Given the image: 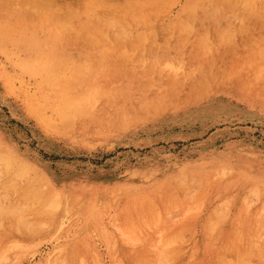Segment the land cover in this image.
Masks as SVG:
<instances>
[{
	"label": "rangeland",
	"instance_id": "obj_1",
	"mask_svg": "<svg viewBox=\"0 0 264 264\" xmlns=\"http://www.w3.org/2000/svg\"><path fill=\"white\" fill-rule=\"evenodd\" d=\"M25 1L0 0V146L17 155V163L32 165L22 176L0 167V253L8 247L0 264H130L136 257L155 256L159 248L150 246L165 244L169 236L178 241L170 238L174 243L162 247L172 253L171 264H197L212 258L211 250L221 244L204 237L206 219L215 222L213 208L224 209L216 229L244 218V203L249 215L264 216V208L257 213L264 195L248 193L241 182L264 185V97L241 89L233 70L235 63L264 70V41L257 38L264 34L261 2L40 0L46 3L37 9L34 0ZM90 7L118 18L122 33L138 35L140 50L101 44L98 33V44H68L75 36L71 23L80 22ZM164 32L186 37L188 48L198 37L204 53L166 77L172 84L155 99L126 113L155 90L127 91L131 82L157 74L149 45ZM33 40L44 45L28 47ZM51 40L61 44L52 46ZM207 74L213 81L206 82ZM83 80L113 82L117 99L92 110L74 107L84 102L80 96L59 98L63 85L57 82ZM85 97L102 101L96 90ZM223 180L231 188L212 193L211 186ZM54 198L51 203L59 207L49 209ZM132 201L138 206L127 205ZM157 238L165 242L156 243ZM177 249L182 251L175 254Z\"/></svg>",
	"mask_w": 264,
	"mask_h": 264
},
{
	"label": "bare ground",
	"instance_id": "obj_2",
	"mask_svg": "<svg viewBox=\"0 0 264 264\" xmlns=\"http://www.w3.org/2000/svg\"><path fill=\"white\" fill-rule=\"evenodd\" d=\"M12 1L14 2V0H12ZM17 1L18 0H15V2H17ZM26 1H28V0H26ZM26 1H25V4L24 5H26L27 3L31 2V1H28L26 3ZM35 1L36 0L33 1L34 4H35L34 6H36V7L39 6V5H44L45 6V3L46 2H42L41 1V2L38 3V1H40V0H37L36 2ZM43 1H46V0H43ZM92 1H91V3H92ZM256 1L261 2L262 3L261 6H263V8H264V0H256ZM49 2H50V0H49ZM94 3H96V2H94ZM31 4L32 3H29L28 5H31ZM87 6H89V5H87ZM37 9H40V7L39 8L37 7ZM72 9L73 8L71 6V10ZM87 10H89L88 7H87ZM73 11L74 10H72V12ZM248 13L251 14V15H255V16L257 15V13L255 14L254 10H251V9L248 11ZM105 14H110V13H105ZM105 14L100 13V12H96L95 10H91V7H90V11L89 12L88 11L84 12L83 19H81L80 22L71 23V28L70 29H71V31H73L75 33V36H73L71 38V40L68 42V44H70V45L72 44L74 46H84V47L85 46H88V45H91V44H94V43L98 44L99 43V42H97L98 40L94 38V36H96V33H98L99 35H101L100 36V38L102 39L100 41L101 44L111 45V46H115V47H121V46H124V45H130V46H134V47H136V49H139L140 50L141 46L139 45V37H138V35H127L125 33H122L121 32V24L119 22L120 20H118V18H112L111 16L110 17L109 16H106ZM65 18H68V17H65ZM53 19L56 20L54 17H53ZM53 21L51 22L52 25H54V22ZM56 22H58V21H56ZM62 22H64V20ZM45 23H46V21H45ZM57 24H62V23H57ZM66 24L68 25V23H66ZM63 25H65V24H62L59 27L60 28L61 27H64ZM67 27L69 28V26H65L66 29H68ZM53 28L55 29L54 26H53ZM55 30L58 31L57 29H55ZM240 30H242V29H240ZM168 32L167 33L164 32L161 35V37L159 38L160 40L158 39L159 41L156 40L152 45L151 44L149 45L151 47V51L153 53L152 55H154V61L152 62V66L157 69V74L156 75L149 76V79L148 80H145V81H141V82L140 81L131 82L130 83V86H128L130 88L127 90V91H132L135 88L152 87V88L155 89L154 92L152 93V96L151 97H147L146 96L144 98H141L139 101H137L136 104H134L133 107L127 108L125 110L126 113L127 112H131L134 109L139 108L140 105H143V104L151 101L152 99H155L156 98L155 97L156 96L155 93L157 91L159 92V91H162V90H166L172 84L171 81L167 80L166 77L170 76L171 74H176L177 72L181 71V69L190 66L193 62H195L197 60L196 58H198L201 54L204 53V51H203L204 50V47H202V45H200L198 43V39H197L198 37L196 38V36H195V40H194V42L196 41L195 47L192 45V48H188L187 46H185L186 37H184L182 35H171V34H168ZM170 37H173L171 39L172 41H169L168 38H170ZM257 38H258L259 41H264V34L263 33L258 34L257 35ZM93 39L95 41H93ZM216 42H217L216 45L217 44L219 45V43H218L219 41H216ZM49 44L52 45V46H57V45H60L61 42L56 41V40H51V41H49ZM27 45H28V47L33 46L35 48L36 47L38 48V47L44 45V43H43V41H40V40L39 41H34L33 40V41L27 42ZM215 48H216V50H218L219 48H221V46H218V47H215ZM148 52H149V50H148ZM98 63H100V62L98 61ZM245 65L246 66H244V65H242L240 63H235L233 65V67H234L233 70L236 71L238 73V75H239V82L238 83L241 86L240 88L243 89L245 92L251 93V94H253V95L257 96V97L258 96L264 97V79H262V77H261V76H264V70H262L261 68H259L255 63L245 64ZM46 76H48V75H46ZM206 79H207L206 82L213 81L210 74H207L206 75ZM41 84L44 85L45 83H41ZM57 84H59L60 86L63 85V88L61 90H59V98L60 99L63 98V99L70 100L73 97V95L80 96V97L83 98L84 102L82 103V105H80L79 107L76 105V106H74L75 108H79V109H81V108H87V109L96 110L98 108H103L104 106H107L106 103L108 101H112V100L114 101V100L117 99V96H115V94H113V89H112L113 86H114V83L113 82H109V83L104 84V85H97V84H95L92 81L83 80V81H72V82H69V83L57 82ZM92 90L98 91L99 96L101 98L100 100H102L100 103H97L98 101H95V100H94L95 102L94 101H91V100L90 101L89 100H86V97H85L86 92L92 91ZM154 106H156V105H154ZM17 160L21 161L18 158L17 155H15L14 153H12L10 151L5 150L2 146H0V167H2L4 170H6V174L7 175H20V176H22L32 166L31 164H29L27 162H24L25 165H21V164L17 163ZM229 179H231V178H229ZM233 179H235V178H233ZM223 182H224V180H223ZM223 182L217 181L216 184H213L212 185L213 187L211 186L212 193H214V194H225L226 191H228L231 188V185H232L231 182H229V181H225L224 183ZM241 182H243L245 185L248 186V188H249L248 193L250 191V193L252 195L256 196L257 198L264 195V185L263 186L262 185L259 186L258 184H256V180L255 179H251V180L244 179ZM7 184L8 185H11V183L8 182V183L4 184V186H6ZM12 186H13V184H12ZM27 186L30 187V185H27ZM14 189H16V188H14ZM38 189L41 190V187L38 188ZM38 189H36V190H38ZM36 190H34L35 193H36ZM54 195H56V194H54ZM21 196H23V195H21ZM59 196L56 195L54 197L57 199V197L59 198ZM201 196H203V195H201ZM32 198H34V196H32ZM39 198L36 199L37 202L39 201L38 200ZM55 198H54V200L52 199L49 202H47V203L50 204V205L46 204L47 207H49V209H52V207H50L51 204H52V206L55 203H56V205L58 203L60 204V202H58V200H60V199H57V202L58 203L57 202H55L54 204L51 203V201H56ZM231 198H232V196H231ZM246 199L247 198L245 196L244 200L246 201ZM250 199L252 200L253 198H250ZM197 200H198V198H197ZM199 200H201V202H199L200 204L198 203L199 206H200L203 201H202V198L201 199L199 198ZM227 200L228 199H226V198L223 199L222 200L223 202H221V204L224 203V202L225 203L226 202L228 203ZM230 200L232 201V199H230ZM65 201L66 200H64V202ZM87 201H86V203H87ZM252 201H250V203H252ZM254 201H256V200H254ZM263 202H264V200H263ZM31 203L33 204V202H31ZM225 203L223 204L224 205V208H226ZM247 203H249V201ZM193 204L195 205L196 203H193ZM218 204H220V201H219ZM16 205H18V204H16ZM56 205H54V207H53L54 209H57V207H59V205H57V207L55 208ZM127 205H129L130 207L131 206H138V202L132 201V202H130ZM148 205H149V203H148ZM243 206H245L246 208L243 207ZM249 206L250 205L246 206L245 203L242 204V208L245 209L244 210L245 211L244 218H240L241 216L240 217H236V218L234 217L235 219L231 221L230 225L226 229L225 228H221V227H219V229H216V228H218L216 226H218L220 224L218 222L219 221L221 222V220H222V218H221L222 215H223L222 211L224 209L223 210L222 209H220V210L218 209L217 211H219V213H217V211L215 212V208L212 209L213 215H214V218H215V222L214 223H216V218L217 219L218 218H221V219H218L219 220V221H217L218 225L212 223V219L210 220L209 217H208V219H206V220H208V222H206L207 224L205 225V227H203L204 237H205V239H207L209 241V243H211L213 241V239H214L213 238V236H214L217 239H219L218 241L221 242V244H220V246H219L218 249L211 250V252H212V258L206 259V261H204V262H201L200 261L201 263H199V261H198V262H196L197 264H264V216H258L257 218H255V215H254V217L251 216V215H249V210H248V207ZM11 207H13V206H11ZM263 208H264V205H262V207L259 208V212H257V211L256 212L259 215H260V212H261V215H262ZM49 209L46 208L45 210L46 211H49ZM72 209H74V207ZM237 209H239L241 212L243 210V209H240V208H237ZM255 210H258V208H256ZM50 211L52 212V210H50ZM61 211H62V209H61ZM3 212H5V211L3 210ZM11 212L13 214H15L17 212V210H14V211H11ZM11 212H8V213H11ZM66 212H69V211H66ZM253 212H255V211H253ZM238 213H240V212H238ZM257 213H255V214H257ZM217 214H219V215L221 214V217L220 216L218 217ZM239 215L240 214H238V216ZM20 216H21V214H19V211H18V217H19V219H20ZM23 217H22V219H23ZM24 218H26V217H24ZM19 219H18V221H19ZM30 220H28V221H30ZM16 221H17V219H16ZM251 221H254L255 223L254 222H251ZM30 223H31V221H30ZM153 223H154V220H153ZM208 223H209V225H208ZM144 225H146V223H144ZM223 226H225V225H223ZM16 227H18V226L16 225ZM216 230H218V233L217 234H216V232H217ZM18 231H19V229H18ZM139 233H142V231L139 232ZM226 235H227V239L225 238ZM176 237H173V238H175V239H173L171 236H169L168 240L170 241V238H172L173 241H174V240L177 239ZM211 237H212V241L210 242L209 239ZM137 238H138V236H137ZM157 239L158 240L155 241L156 243H159V242L162 243L163 240H164L163 239L162 241H160L159 238H157ZM172 239L168 243V240L166 238L167 241L165 242V240H164L165 244L162 243L161 245H158V244H155L154 245L153 242H152V244L154 246L152 245L150 247H152V248L154 247V248H156V250H157V247L159 248L158 251L155 253V256L152 255V256L136 257V258L130 260V264H171V262H173V261H171V259L173 260V257L171 256L172 255V253H171L172 250L169 252V250L171 248L168 249V253H171L170 256H169L166 253L167 250L166 251H162V247L163 246L165 247L166 245H168L170 243H174V242L177 241L176 240V241L172 242ZM229 239L231 241H228ZM208 241L206 242V244H209ZM12 242H14V241H11L10 243H12ZM16 243H17V241H15L14 244H16ZM11 245H9V247H11ZM209 245H211V244H209ZM209 245H207V246H209ZM141 246H143V245H141ZM6 247H5V250L6 251H4V252H7L8 251L7 250L8 247L7 248ZM164 247H163V249H164ZM176 247L177 246H175V249H176ZM13 248H15V247H13ZM175 249L173 247V250H175ZM179 250L180 249H177L175 254H177L178 252L182 251V250H180V251ZM205 250H207V249H205ZM141 251H143V250H141ZM4 252L2 250L1 251L2 254L0 253L1 254L0 255V258L1 259H2V257H4V256H2V255L5 254ZM178 257L174 256V258H178ZM180 257H183V256H180ZM192 260H193V258L191 259V261ZM174 261H175V259H174ZM52 262H54V261H52ZM178 264H180V263H178ZM181 264H188V263L187 262H183Z\"/></svg>",
	"mask_w": 264,
	"mask_h": 264
}]
</instances>
